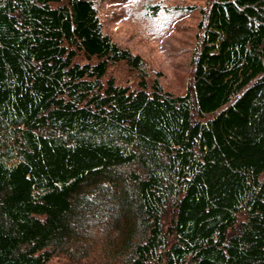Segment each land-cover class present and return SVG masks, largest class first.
I'll return each mask as SVG.
<instances>
[{
    "label": "trees",
    "instance_id": "trees-1",
    "mask_svg": "<svg viewBox=\"0 0 264 264\" xmlns=\"http://www.w3.org/2000/svg\"><path fill=\"white\" fill-rule=\"evenodd\" d=\"M176 8L184 94L94 0H0V264H264V0Z\"/></svg>",
    "mask_w": 264,
    "mask_h": 264
},
{
    "label": "rangeland",
    "instance_id": "rangeland-1",
    "mask_svg": "<svg viewBox=\"0 0 264 264\" xmlns=\"http://www.w3.org/2000/svg\"><path fill=\"white\" fill-rule=\"evenodd\" d=\"M103 29L116 43L141 55L166 90L186 93L191 86V55L199 10L181 15L176 7H204L207 0H94ZM158 6L155 14L154 8ZM127 72V71H126ZM161 74H157V73ZM131 81L134 77L120 76Z\"/></svg>",
    "mask_w": 264,
    "mask_h": 264
}]
</instances>
